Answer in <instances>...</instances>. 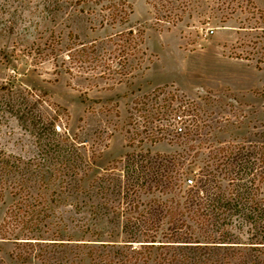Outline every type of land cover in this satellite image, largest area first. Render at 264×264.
I'll list each match as a JSON object with an SVG mask.
<instances>
[{"label": "rangeland", "instance_id": "1", "mask_svg": "<svg viewBox=\"0 0 264 264\" xmlns=\"http://www.w3.org/2000/svg\"><path fill=\"white\" fill-rule=\"evenodd\" d=\"M185 3L168 24L148 0H0V264H136L185 180L264 160V0ZM27 205L40 240L4 239Z\"/></svg>", "mask_w": 264, "mask_h": 264}, {"label": "trees", "instance_id": "2", "mask_svg": "<svg viewBox=\"0 0 264 264\" xmlns=\"http://www.w3.org/2000/svg\"><path fill=\"white\" fill-rule=\"evenodd\" d=\"M148 1L156 13L160 14L158 21L168 24L180 21L178 12L186 4L185 0ZM128 8L129 14L126 13V18H121V22H128L129 15L133 13L130 5ZM126 35L133 36L134 30H129ZM140 37L142 44L143 36ZM238 155L240 153L230 150L228 155H224L226 160L218 159L214 169L202 171L195 185L192 179L185 180L189 190L185 192L184 204L177 201L176 208L169 210L172 221L169 223V232L161 239L164 241L158 239L156 230L155 235H146L140 248L130 249L138 257L136 264H148L153 258L151 251L154 249L161 252L154 257L153 263L162 264L165 259L168 260L162 251L166 248L173 250L169 264H182L183 260L178 253L180 249L192 252V256L189 255V264H264V172L255 174L261 167L259 164L264 168V160L259 163L254 160L250 167V161L246 159L252 155L241 154L237 157ZM180 157L177 162L174 159V164L167 168V175L159 174L158 180L155 179L164 190L173 189L171 185L174 184V173L184 176L188 170L185 167L186 158L183 155ZM238 162L242 163V169L236 171L233 167ZM221 166L228 168L222 170ZM220 179L228 181L229 185L224 190ZM257 182L262 183V186ZM157 188L162 192V189ZM27 207L30 211L23 217L29 219L21 220L17 215L15 217L16 221L20 220L18 222L23 224V232L29 234L10 235L13 238L3 237L4 239L40 240L29 237L40 214H36L32 205ZM5 222L7 221L4 220Z\"/></svg>", "mask_w": 264, "mask_h": 264}, {"label": "built area", "instance_id": "3", "mask_svg": "<svg viewBox=\"0 0 264 264\" xmlns=\"http://www.w3.org/2000/svg\"><path fill=\"white\" fill-rule=\"evenodd\" d=\"M178 120V121H177ZM177 120H174L177 124L179 123V122H181V117H177ZM183 130H184V128H182L181 126H179V124H178V126H177V128H176V132H178V133H182L183 132Z\"/></svg>", "mask_w": 264, "mask_h": 264}]
</instances>
